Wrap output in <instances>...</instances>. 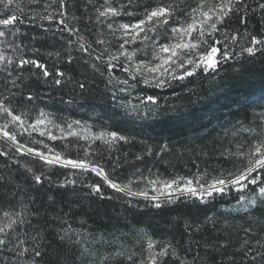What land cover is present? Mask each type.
I'll list each match as a JSON object with an SVG mask.
<instances>
[{"label":"trees","instance_id":"16d2710c","mask_svg":"<svg viewBox=\"0 0 264 264\" xmlns=\"http://www.w3.org/2000/svg\"><path fill=\"white\" fill-rule=\"evenodd\" d=\"M144 2L151 4L153 0ZM103 3L104 0H92L91 3L89 0H67L65 22L77 28L78 34L83 35L88 43H93L97 52L105 47L94 43L98 33L103 30L105 35L101 38H108L106 24L95 20V8ZM259 3H264V0H243L241 8L247 6L251 12ZM20 4L26 13L21 17L22 22L17 23L5 37H0V53L13 58L12 64H7V61L0 63V95L8 97L15 93L17 99L22 97L24 102L17 103L13 99L12 103L17 113L26 114L29 122L43 110L65 130L69 122L80 121V125H74L77 131L82 132V128H88L92 133L118 131L129 137V143L118 142L110 151L102 142H95L103 153V162L111 179L118 183H127L130 177L137 179L141 175L149 179L157 176L166 179L176 175L191 176L205 168L210 175L216 174L221 167L231 168L232 163L219 153L229 147L230 142L234 150L235 142L248 136L243 133L233 139L232 131L243 125L255 127L253 135H256L258 126L264 124V54L252 57L244 54L222 64L218 73L201 72L198 77L180 85L174 83L168 88H149L140 83L130 89L129 95L118 91L123 85L116 80L113 81L116 87L107 84L106 70L102 76L90 67L94 57L79 50L77 33L65 31L60 35L59 28L63 26L59 25V17L52 22L39 18L29 22L33 11L46 15L56 10L58 5H51V0H35L31 4L28 0H20ZM113 6H116L115 0ZM86 17H91V22ZM0 18H3L2 14ZM121 19L128 21L127 17ZM228 29L239 33L237 43L231 46L234 53L239 52L241 46H248L249 37L240 38L245 31L250 35L261 33V14H251L247 29L234 16L228 22ZM70 39L71 44L68 43ZM115 47L113 44L110 50ZM57 51L60 52L59 57L54 54ZM69 54L73 57L71 63ZM21 58L39 59L47 64L53 76L42 77L31 65L19 66ZM57 68L65 74L62 86L53 83ZM114 76L128 79L119 67L115 69ZM13 79L16 86L11 83ZM79 83L85 84L84 90L78 87ZM145 92L159 96L160 109L157 115L149 114L147 119L143 118L142 111L136 115L118 107V101L113 102L112 93L118 100L131 99L133 103H139L134 98ZM29 94L34 97L31 102H27ZM4 122L0 117V124ZM49 127L54 135H61L58 129ZM226 129L229 130L227 137ZM33 137L44 140L49 147L66 152L72 158L78 155L73 145L86 143L77 137H65L62 141H51L38 133H33ZM18 138L21 142L29 139L27 134ZM165 144L167 150L156 155L160 146ZM147 146L153 148V154L137 161L135 156L145 152ZM5 152L8 154H0V220H3L4 211L18 212L23 206H27L28 211L39 212V217H29L27 235L20 233L30 246H35L31 238L39 232L47 238L41 241L42 245L49 243L56 247L58 241L54 237L57 230L62 225H71L83 241L102 236L106 242H111L110 245H97V264L100 255L117 251L124 253L123 257L117 258L119 264H133V261H145L146 264L148 238L159 246L170 243L175 248L177 255L162 258L161 264H180L181 261L185 264H252V257L264 252V203H257L255 207L244 203L237 205L239 196L235 191L203 202L181 196L173 203L163 201L161 207L156 208L153 206L155 202L122 195L106 185L101 197L89 187L92 183L102 184L95 174L80 175L77 172L70 176L69 170L58 166L45 168L42 162L17 154L14 148L0 140V153ZM117 159L121 167L113 172V162ZM33 173L44 177L41 184L34 181ZM66 179H75L76 182L63 183ZM145 188L149 194H155L146 180L137 179L132 185L133 191ZM249 247L253 251L246 257L244 253ZM60 248L71 264L75 248L70 245ZM41 251H44L43 247ZM128 256H132L131 261ZM25 259H31V254L21 258L20 264H24ZM44 260H51V257L46 254L37 264H43ZM0 264H16L14 253L0 249ZM255 264H264V260L257 257Z\"/></svg>","mask_w":264,"mask_h":264},{"label":"snow or ice","instance_id":"6c2138e0","mask_svg":"<svg viewBox=\"0 0 264 264\" xmlns=\"http://www.w3.org/2000/svg\"><path fill=\"white\" fill-rule=\"evenodd\" d=\"M35 3V0H28ZM92 0H89L91 3ZM116 6H113L114 0H104L103 5L95 8V20L99 24H106L108 38H101L105 35L103 30L98 33L94 41L96 45L105 46L102 51L97 52L93 43H88L83 35L78 34V29L69 26L65 22L67 0H51V5H58V8L46 15H41L33 11L29 16V22H35L37 18L52 22L59 17V33L62 36L65 31L78 34L79 50L94 57V62L90 67L98 71L100 75L107 72V84L116 87L113 81L123 85L119 87L120 93H129L137 84L142 83L149 88L161 89L168 88L172 84L180 85L181 82L198 77L201 72L205 74L218 73L222 64L227 63L234 58L247 54L252 57L256 54H264V3H259L257 8H252L251 12L247 6L241 8L243 0H153L148 4L144 0H115ZM0 37H5L12 31L17 23L22 22L21 17L26 15L21 7L20 0H0ZM47 5L46 7H51ZM142 9V11H140ZM261 14V33L259 35H250L247 31L241 36V39L249 37L248 46H241L239 52H233L231 46L237 43L239 35L236 31L228 29V22L234 16L238 17V23L245 29L248 26V20L253 13ZM122 17H127L125 22ZM75 19V18H74ZM91 22V17L85 18ZM16 31H19L17 28ZM221 34L219 37L217 34ZM15 35V32H12ZM165 36L167 37L165 42ZM72 43L71 39L68 41ZM115 44L114 50H110ZM150 52V54H149ZM57 57L60 52L54 53ZM53 55V53H49ZM7 61V64L13 63V58L0 53V63ZM68 61L71 63L73 57L68 55ZM31 65L39 71L42 77H51L53 73L48 70L46 63L39 59L19 60V66ZM119 67L125 73L128 79H120L114 76L115 69ZM11 75V73H9ZM64 72L60 69L55 71L53 83L62 86L64 83ZM134 81L130 84L129 81ZM16 86V81H11ZM81 90L85 89L84 83H79ZM113 102L118 101V107L140 115L143 112V118L147 119L149 114L155 116L159 112V96L157 94H147L146 92L135 97L139 103H133L131 99H119L115 93H112ZM16 99L17 103L24 102L22 97L17 99L15 93H10L8 97L0 95V117L5 122L0 124V140H3L10 148L20 155H28L43 163L45 168L60 167L69 170L70 176H75L77 172L80 175L86 173L95 174L102 181L101 183H92L89 185L93 193L103 196V186L106 185L117 193L128 197H141L149 202H155L154 207L160 208L163 201L173 203L181 196L193 197L201 202L223 196L226 192L235 191L239 196L237 205L244 203L255 207L257 203H264V124L259 125V132L253 135L255 127H236L232 131V137L235 139L238 135L247 133L248 136L237 140L233 146L224 148L219 155L232 163L231 168H219L216 174L209 173L205 168L203 172L194 173L191 176L176 175L172 178L161 179L157 176L155 179L139 176L138 180H146L150 186L151 192L155 195H149L147 188L133 191L132 185L137 179L130 177L127 183H118L111 179V174L105 166L103 153L95 146L96 141L106 145L109 151L118 143H129L130 138L118 131L103 130L99 133H92L88 128H82L77 131L74 125H80V121L68 123L67 130L55 122L49 113L41 110L36 119L29 122L25 113H17L12 103ZM34 97L29 94L27 102H31ZM264 116V114H262ZM59 130L61 135H54L51 128ZM33 133H38L40 137H47L48 140H64L65 137H77L84 140V145H73L77 148L78 155L75 158L69 156L66 152L56 151L44 143V140L32 138ZM229 130H225V137ZM25 134L28 140L21 142L18 138ZM131 139H134L131 138ZM70 143V142H69ZM42 145L41 148L29 146ZM69 147L68 144L65 145ZM167 145L160 146L159 155L167 150ZM70 150V147H69ZM82 153V154H81ZM7 155L8 153H0ZM153 148L146 147V151L138 153L135 156L137 161L143 160L144 156L152 155ZM99 157V158H94ZM127 163V161H126ZM121 167L119 160L113 162V172ZM29 171H33L29 169ZM139 172V170H137ZM215 171V169L213 170ZM33 179L41 184L44 177L33 173ZM73 180H65L63 183H75ZM175 194V195H174ZM131 203V200L129 201ZM39 212L27 210L23 206L18 212H3V220H0V249H7L14 253L16 264H20L21 258H26L31 254V259H25L24 264H37L38 260L43 259L47 254L51 260H44L43 264H69V258L61 251L60 246L70 245L75 248L71 257V264H97V255L99 249L97 245H109L101 236L99 239L93 238L92 241H83L79 232L71 228V225H63L57 230L54 237L58 245L53 247L49 243L41 244L46 241L37 232L31 239L35 246H30L27 239L21 238V232L27 235V228L30 225L29 217H39ZM251 231V229H245ZM15 233V236L12 234ZM75 236V239L73 238ZM83 241V242H82ZM44 251H41V248ZM159 248L158 251L154 249ZM147 257L146 264H161L162 258L172 255L176 256V250L170 243L159 246L156 241L148 238L146 241ZM249 247L244 255L247 257L252 253ZM122 251H117L108 255H100L99 264H119L118 257H123ZM259 257L264 260V252L257 253L252 257V264ZM129 261L132 256H128ZM133 264H145V261H133ZM180 264H185L181 261Z\"/></svg>","mask_w":264,"mask_h":264},{"label":"rangeland","instance_id":"374dc122","mask_svg":"<svg viewBox=\"0 0 264 264\" xmlns=\"http://www.w3.org/2000/svg\"><path fill=\"white\" fill-rule=\"evenodd\" d=\"M166 39H167V37L165 36L164 40H162L161 42H165ZM149 54H150V52H149ZM33 138H34V137H33ZM37 140H39V139H37ZM44 143L47 144L46 142H44ZM47 145H48V144H47ZM34 146H37V147H39V148H42V150H45V151H46V149H44L42 145H34ZM149 195L151 196V195H155V194H149Z\"/></svg>","mask_w":264,"mask_h":264}]
</instances>
